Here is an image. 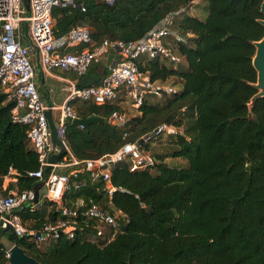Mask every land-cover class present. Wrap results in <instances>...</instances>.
Instances as JSON below:
<instances>
[{"label":"trees","instance_id":"obj_1","mask_svg":"<svg viewBox=\"0 0 264 264\" xmlns=\"http://www.w3.org/2000/svg\"><path fill=\"white\" fill-rule=\"evenodd\" d=\"M77 1L85 12L80 7L54 11L55 35L83 25L99 44L104 39L138 40L166 14L196 0H119L112 6ZM204 1V20L186 14L177 23L186 38L177 47L185 65L135 61L153 81L176 78L178 92L162 101L147 99L123 128L109 122L112 113L124 114L122 96L104 105L70 102L78 118L107 120L85 129L66 124V143L79 161L113 153L162 124L184 128L183 137L157 139L170 146L164 155L145 146L157 160L154 168L130 171L128 162L113 166L111 183L117 190L111 197L105 196L102 180L92 181L87 174L81 176L85 187L67 196L86 205L111 202L128 222L105 247L80 236L36 245L6 232L0 264H8L6 252L13 245L41 264H264V98L251 113L247 107L256 94L252 43L264 36L258 23L264 19L261 1ZM106 74L90 69L77 86H93ZM12 107L0 87V175L12 167L19 174V190H31L37 180L28 174L39 169L38 158L29 146L27 127L12 122ZM168 158L185 164L171 167ZM20 217L34 231L60 219L50 202L24 210Z\"/></svg>","mask_w":264,"mask_h":264},{"label":"built area","instance_id":"obj_2","mask_svg":"<svg viewBox=\"0 0 264 264\" xmlns=\"http://www.w3.org/2000/svg\"><path fill=\"white\" fill-rule=\"evenodd\" d=\"M98 1L112 6L119 0ZM194 5L196 1L169 12L138 40L104 39L95 44L83 25H75L66 33L55 35L54 11L80 7L85 12L82 3L77 0H29L28 7L23 5L22 0H0V87L6 101L13 103L12 122L27 127L29 146L37 154L39 169L28 176L37 180L36 185L43 183L40 191L46 190L45 195L35 202L34 188L19 190V174L14 168L9 167L5 175H0V242L7 228L16 237H27L36 245L61 237L74 240L80 236L83 241L105 247L114 240L122 225L128 222L122 213L115 211L111 202L106 207L92 201L86 205L81 199L70 200L68 194L85 187L86 180L81 176L87 174L92 181L102 180L105 196L111 197L117 190L111 183L113 166L128 162L130 171L154 168L157 160L145 146H150L159 138L183 137L184 128L162 124L137 142L125 143L113 153L95 160L79 161L72 155L65 140L66 124L78 118L70 102L104 105L122 96L125 99L123 102L138 110L149 98L162 100L178 92L179 85H173L169 80L153 81L148 72L140 71L135 61L147 58L174 68L185 65L177 47L185 44L186 38L177 30V23L193 10ZM23 24L28 38L24 35ZM109 56L116 58L111 59L107 74L99 85L78 87L74 81L63 79V101L55 105L42 100L35 83V60L43 74L52 75L58 71L82 78L92 66L104 64ZM47 111L58 112L54 121L66 153L45 177L49 157L59 151L51 142ZM127 119L125 111L124 114L114 112L109 122L123 128ZM49 202L60 219L38 231L30 229L20 213L44 208ZM80 217L83 218V226Z\"/></svg>","mask_w":264,"mask_h":264},{"label":"water","instance_id":"obj_3","mask_svg":"<svg viewBox=\"0 0 264 264\" xmlns=\"http://www.w3.org/2000/svg\"><path fill=\"white\" fill-rule=\"evenodd\" d=\"M260 13L264 17V0H260ZM23 5L28 7L29 0H22ZM258 23L264 28V19L258 20ZM24 35L28 38L27 28L25 27ZM32 45V44H30ZM255 48V53L252 58V66L257 74L256 83L252 84V87L256 90V94L251 98L249 104H247L248 110L251 113L256 102L259 99L264 98V36L256 42L252 43ZM111 57L108 58L105 64H100L98 66H92L91 70L97 68L102 69L103 74H105L110 67ZM101 82V78H98L94 81L93 85L97 86ZM46 118L48 122V128L50 130L51 142L55 147L58 148V152L53 154L48 159V167L44 171V176L47 177L48 172L52 169V166L60 161V159L65 155L66 150L64 143L58 138L57 129L55 121L53 120L52 114L50 111L46 112ZM107 120L100 118L98 116H91L85 119L77 118L72 120L71 124L76 127L87 128L90 124L94 123H106ZM59 172V170H56ZM43 187V183H40L34 187V193L36 196L35 202H38L39 198L45 195L46 190L40 191ZM9 228L4 230V233L9 232ZM8 264H41L37 262L34 258L26 255L25 251L17 245H13L8 250Z\"/></svg>","mask_w":264,"mask_h":264},{"label":"crops","instance_id":"obj_4","mask_svg":"<svg viewBox=\"0 0 264 264\" xmlns=\"http://www.w3.org/2000/svg\"><path fill=\"white\" fill-rule=\"evenodd\" d=\"M196 4H197V0H196ZM22 28L25 30L24 24L22 25ZM109 57H111V59L116 58V56L114 57L109 56ZM108 58L106 59V61L108 60ZM63 79L72 80L76 84L79 81L78 80L79 78H77L76 75L74 74L62 73L58 71L54 72L52 75L43 74L39 67L38 62L35 60V83H36L38 93L40 94L42 100L45 103L59 105L63 101L64 96H65L62 90L64 86L63 81H62ZM124 103L126 102H123L121 105L123 110H125L123 107ZM51 114H52L53 120H55L56 117L58 116V112H52ZM136 115H138V113L133 114L132 117ZM48 210L50 211V209Z\"/></svg>","mask_w":264,"mask_h":264},{"label":"rangeland","instance_id":"obj_5","mask_svg":"<svg viewBox=\"0 0 264 264\" xmlns=\"http://www.w3.org/2000/svg\"><path fill=\"white\" fill-rule=\"evenodd\" d=\"M205 5H206V3L204 0H197V4L193 7V10L188 13V15L193 16V17H197L201 20H204L206 18V12L204 10ZM169 82L172 83L173 85H178V83H179V81L176 78L170 79ZM162 100H164V99H162ZM162 100H160V101H162ZM123 107L125 109L124 111H125L126 118H131L133 114L138 113V111L133 109L129 103H124ZM165 139H166V137H165ZM150 147H151L150 149L152 150V152L157 153L158 155H164L170 151L169 150L170 146L167 145L165 140L164 141H155L150 145ZM165 162L171 167H181L183 164H185V161L181 160V159L168 158L165 160ZM6 245L8 246L7 243H6Z\"/></svg>","mask_w":264,"mask_h":264}]
</instances>
